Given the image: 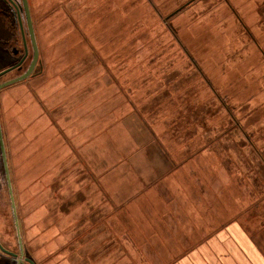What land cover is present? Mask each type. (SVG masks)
Here are the masks:
<instances>
[{"label":"rangeland","instance_id":"1","mask_svg":"<svg viewBox=\"0 0 264 264\" xmlns=\"http://www.w3.org/2000/svg\"><path fill=\"white\" fill-rule=\"evenodd\" d=\"M27 5L38 61L0 89L22 258L172 264L233 222L264 250V0ZM13 12L0 0V24ZM20 37L0 44V71ZM1 162L0 245L18 255ZM139 179L166 200L141 192L131 212Z\"/></svg>","mask_w":264,"mask_h":264},{"label":"crops","instance_id":"2","mask_svg":"<svg viewBox=\"0 0 264 264\" xmlns=\"http://www.w3.org/2000/svg\"><path fill=\"white\" fill-rule=\"evenodd\" d=\"M140 184V179L138 188L137 186L133 188L132 185L129 184L133 193L129 196L126 203L124 201L121 203L123 205L127 204L131 212L132 209L134 210L132 206L133 199L134 197L137 198L141 192L145 193V196L154 199L156 204L159 202L162 204L161 200H166L165 196L156 193L154 188L150 193H147L149 188L145 186L142 187ZM166 185L168 188L170 187L168 184ZM155 197L159 199L158 202ZM112 204V207H118L114 202H112ZM208 237L209 238H204L207 240L199 247L195 248L192 253L180 258L172 264H264V250L251 240L247 232L237 222L228 224Z\"/></svg>","mask_w":264,"mask_h":264},{"label":"water","instance_id":"3","mask_svg":"<svg viewBox=\"0 0 264 264\" xmlns=\"http://www.w3.org/2000/svg\"><path fill=\"white\" fill-rule=\"evenodd\" d=\"M7 1V3L9 4L10 8H12L14 10V14L16 16V19L18 21L19 24V28H20V33H21V40H22V44H23V56L20 58L19 62L15 65H12L11 67H8L2 71H0V76L6 74L7 72L18 68L22 62L24 61V59L26 58L27 55V46L25 44V33L23 30V26L22 25V19H21V14H23L24 16V20L26 23V32L29 36L30 39V43H31V47H32V59L30 61L29 66H27L28 68L18 77L8 80L4 83L0 84V89L8 86L10 84L16 83L18 81H22L24 79H26L27 77H29L32 74V71L38 61V51H37V46L35 43V38H34V32H33V28L31 26V19L29 16V10H28V5H27V0H21V5H17V3L14 0H5V2ZM16 53V52H15ZM2 131H1V125H0V157H1V163H2V167H3V173H4V178L6 181V186H7V192H8V197H9V201H10V207H11V212H12V216H13V220H14V227H15V232H16V238H17V243L19 246V254H15V253H11L7 250H5L3 248V246L1 247L0 245V251H2L4 254L6 255H10L13 258H16V263L15 264H21L22 260H24L26 263L28 264H35L31 258H22L23 257V247H22V239H21V234H20V228H19V223L17 220V215H16V207H15V202H14V197H13V191H12V185H11V181H10V174H9V169H8V164H7V158H6V152H5V147H4V142H3V138H2Z\"/></svg>","mask_w":264,"mask_h":264},{"label":"trees","instance_id":"4","mask_svg":"<svg viewBox=\"0 0 264 264\" xmlns=\"http://www.w3.org/2000/svg\"><path fill=\"white\" fill-rule=\"evenodd\" d=\"M1 18L2 14H0V19ZM16 22L14 21L15 24L12 25L6 22L3 25L0 24V44L3 47H10L12 44H14V39L17 34V30H19L18 23Z\"/></svg>","mask_w":264,"mask_h":264},{"label":"flooded vegetation","instance_id":"5","mask_svg":"<svg viewBox=\"0 0 264 264\" xmlns=\"http://www.w3.org/2000/svg\"><path fill=\"white\" fill-rule=\"evenodd\" d=\"M6 4H8L7 1H6ZM8 6H9V4H8ZM9 7H10V6H9ZM15 52H16V53H15ZM14 53H15V55L17 56V50H15ZM18 55H19V54H18ZM22 56H23V55H22ZM22 56H21V57H22ZM21 57H20V58H21ZM25 59H26V58H25ZM25 59H24V61H25ZM19 60H20V59H19ZM19 60H18V62H19ZM24 61L22 62V64H21L18 68H15L16 71L21 72V73L24 72V69H23ZM18 62H16L15 64H17ZM15 64H14V65H15ZM9 67H11V66H9ZM14 259H15V261H16V258H14ZM23 262H25V261L22 260V263H21V264H23Z\"/></svg>","mask_w":264,"mask_h":264}]
</instances>
